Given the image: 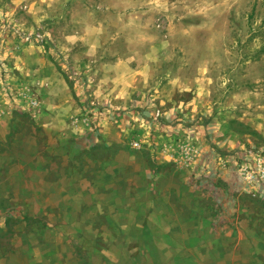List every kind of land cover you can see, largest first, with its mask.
<instances>
[{
	"label": "rangeland",
	"instance_id": "rangeland-1",
	"mask_svg": "<svg viewBox=\"0 0 264 264\" xmlns=\"http://www.w3.org/2000/svg\"><path fill=\"white\" fill-rule=\"evenodd\" d=\"M51 3V18L37 23L25 2L0 0V92H6L7 101L25 113L19 103L24 97L33 104L30 110L41 115L40 88L19 82L9 65L24 47H37L60 77L81 85L80 111L95 133L100 132L95 125L109 113L132 108L134 121L158 133L161 144L146 162L130 153L148 144L119 129V143L92 152L82 148L79 167L71 169L77 159L67 157L62 164L55 156L51 169L52 157L45 150L49 135L40 127L43 157L38 171L43 173H37L18 153L22 135L32 129L20 114L23 123L6 127L10 134L0 141V264H264V0ZM59 119L69 124V117ZM163 127H173L169 139ZM157 152L185 168H161ZM120 154V165L126 168L119 169L123 182L109 181L122 184L124 195L118 200L126 198L128 204L112 221L107 205L115 203L107 194L114 188L97 179L105 170L88 168L83 156L104 160ZM197 163L199 169H235L243 180L245 189L239 191L224 228L229 236L224 255L206 250L205 235L213 231L206 216L198 222L204 224L198 227L203 238L189 236L190 219L199 214L211 218L217 208V193L201 187L211 179L191 172ZM35 174L45 188L52 184L57 190L44 189V197L37 199ZM193 181L199 188L194 189ZM131 182L134 189H126ZM146 197L158 219L165 210L162 201L171 204V216L174 209L181 213L182 222H164L171 236H141L150 228L141 219ZM126 211L133 217L130 222L124 219ZM150 225L154 234L161 233V222Z\"/></svg>",
	"mask_w": 264,
	"mask_h": 264
},
{
	"label": "crops",
	"instance_id": "crops-1",
	"mask_svg": "<svg viewBox=\"0 0 264 264\" xmlns=\"http://www.w3.org/2000/svg\"><path fill=\"white\" fill-rule=\"evenodd\" d=\"M16 2L19 4L25 2L29 7V13L31 14L32 20L36 21L37 23L42 22L43 20H49L51 18V13L53 12L52 10L54 9L51 8V0H16ZM41 52V49L37 47H24L21 51V55L17 56L9 65L11 67L13 66L15 70L14 72L19 82H29L30 86H32L33 88H40L37 93L41 98L39 108L40 110H42V113L41 115H39L37 114L38 110H30L33 104L30 100H24V97L21 98L22 102L19 103L22 106V109L25 110V113L17 112L16 110L18 109V107H16L14 104L11 105V103L7 101L6 92H0V125L3 124L1 125V127H3V132L0 131V141H6V137L10 134L9 131L6 130V127L10 125L16 126L19 123H23L24 118H19L20 114H22V116L27 117L30 125L32 126V129L30 134L22 135V150L18 153L21 154L22 159L27 158L29 160V169L37 173H43L41 171H38L39 163L43 157L41 156V151L43 150V148L40 145V141L38 138L39 135L37 131L40 127L44 128L43 134L49 135L47 137L49 142L48 144H46L47 146L45 147V150L49 152L52 157V162L51 159L48 158V163L52 166L51 169H53V166L56 165L55 163H53L55 156H57V159L62 164L65 162V159L67 157L77 159L75 162H73L74 165L71 169L79 167L80 162H78V158L80 157V150L82 148L84 150L92 152L97 147H109L115 144V142L119 143L121 141L120 138L122 137L119 129H121V131L123 132L125 131L126 133H136V137H138V140L142 144H148L147 148L144 147L142 148V150L132 151L130 153V155L134 154L137 156H141L145 158L146 162H148L146 156H148V158L151 157V155L153 156L155 145L161 144V136L158 133H152L151 128L145 126L143 122H139L137 120L134 121L137 116L133 114L134 112L132 108L126 109L127 112L124 111V113L118 111L109 113L105 121H100L95 125L96 129L99 128L100 131L98 134L95 133L92 128V122H90L89 119L85 117L83 111H80L81 102H83L82 100H84L82 99L83 96L81 92V85H79V83L69 84L68 81L60 77L57 74V71L54 69L50 59L44 56ZM10 77H12L11 73ZM23 93L25 94L26 91H24ZM116 93L117 92H115V94ZM35 108H37V105ZM48 110H52V113H47ZM49 115L56 116L46 117ZM60 116H64L65 118L69 117V124H63L66 123L67 120L59 119ZM172 116L167 118L170 124L173 126V123L171 122ZM163 130L167 136V139H169V136H172V132L174 131L173 127H163ZM16 140L17 137L15 138V142ZM221 143H219V145ZM152 144L154 145L153 150H151L150 148V145ZM106 152L108 151H105V153ZM109 152L112 151L110 150ZM210 153L211 149L208 150V155ZM119 156H124V154L117 155L115 158L112 155H109L104 160H102L100 156L96 155L93 156V160H89V158L85 159V155L83 156V162L85 161L84 165L87 164L88 168H91V166L94 168L98 166L99 169L105 170L96 174L97 179L106 181L107 186L114 188L113 194H107L108 196L114 198L112 201H114L115 203V205L113 203L107 205V209L109 210L112 221H117V218H119V215H117V213H119V210L124 209L128 204L126 198H124L123 201L118 200L119 197L124 195V189L123 187L121 188L122 184H119L120 186L117 187V184L119 182H123L124 179L123 174L120 173L119 169H126L125 167H122L120 165L121 159L118 158ZM156 156L160 160L157 165L161 168H165V165H170L173 169L185 168L183 165H180L179 163H176V161H173L175 159H172L170 155L169 157L167 154H161L157 152ZM167 158H170L174 163H170ZM199 160V162H201L202 158H200ZM182 162L186 163L185 159H182ZM211 165L215 166L212 163ZM196 166V169H192L191 171L194 176L197 177L204 175L207 178L211 179L209 182H202L201 187L203 188L204 186H206V188L208 189L207 191L217 193L215 194V202L217 204V208L211 218H207V215L205 214H199L192 217L190 221L193 222V224L190 227L189 236L194 239H199V235L200 239L203 238V235H205V233L199 231L198 227L202 228L204 224H198V222L204 221V218H201V216H206V221L210 220V225L213 228V231H208V233L212 234L210 237L205 235L206 250H209V252L210 250H213L212 253L224 255L227 254L229 246V236L226 232H224V228L226 227V223L229 222L232 207L238 201L239 196L243 192L241 191L239 193V191L245 189V187L243 186V180L237 175L235 169H211L210 166L208 167V169H199L198 163L196 164ZM107 169L108 172H106ZM104 175H107V179H104ZM34 177L36 179L35 182L38 183V186L36 188L37 199H42L44 197V189L45 191L48 190L49 192L50 188L51 191L53 189L57 190V188H54L52 184L49 186V189L45 188V181L38 180V176L36 174L34 175ZM147 177L149 178L150 175H148ZM110 178L116 179L117 184L111 183L109 181ZM195 178H192V180H194ZM49 180L54 181V179L52 180L51 178ZM198 180L201 179H197L196 181ZM196 181H193L192 183L194 189L199 188ZM134 187L135 182H131L126 187V189L133 190ZM50 196L52 198L53 194L50 193ZM66 198L68 197H65V199ZM73 200V202H75V198H73ZM76 202L80 203L82 202V199L76 198ZM152 205V201H150L148 197H146V200L144 201V203H142L145 213H142L141 219L145 222H148L150 228L147 227V230H145L146 233L143 232L141 236H155L162 238L171 236V230H169V228H167V230L164 228V222L172 220L182 222L183 220L181 213L176 212L174 209V216H171V204L169 203V201H167L166 203L165 201H162V204L160 205L165 207V210L163 211V213H161L162 215L158 216V219L157 217H154L156 214H153V210L151 209ZM125 213V221H132L133 217L130 216V213L128 211H126ZM114 216H117V218ZM157 220L162 223V228L160 229L161 233L154 234L153 231L155 230L151 228L150 223H154ZM166 224H168V222ZM177 228L182 231V225ZM174 232H176V230H174ZM214 240L215 242H218V245L210 244L214 242ZM221 264H227V262Z\"/></svg>",
	"mask_w": 264,
	"mask_h": 264
},
{
	"label": "built area",
	"instance_id": "built-area-1",
	"mask_svg": "<svg viewBox=\"0 0 264 264\" xmlns=\"http://www.w3.org/2000/svg\"><path fill=\"white\" fill-rule=\"evenodd\" d=\"M36 38L41 39L42 36H41V35H36ZM26 39H27V41L30 40V38H28V37H27ZM134 146H135V147H138V143H135Z\"/></svg>",
	"mask_w": 264,
	"mask_h": 264
}]
</instances>
